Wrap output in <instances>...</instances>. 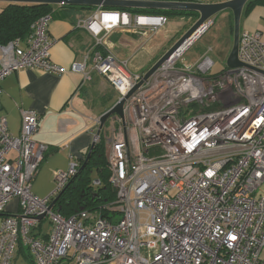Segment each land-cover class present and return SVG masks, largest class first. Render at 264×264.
I'll list each match as a JSON object with an SVG mask.
<instances>
[{"label": "built area", "instance_id": "built-area-1", "mask_svg": "<svg viewBox=\"0 0 264 264\" xmlns=\"http://www.w3.org/2000/svg\"><path fill=\"white\" fill-rule=\"evenodd\" d=\"M100 8L76 24L95 42L73 68L85 80L94 71L104 76L120 99L144 74L118 59L104 34L117 28L156 32L167 18ZM53 13L36 19L25 38L0 45V93L2 81L21 69L64 71L50 57ZM196 39L134 90L124 118L114 117L107 159L116 199L96 211L64 217L51 208L85 158L71 156L67 169L53 171L50 195L32 192L48 150L35 139L41 117L24 111L20 133L13 135L0 103V264H13L20 243L34 264H264V194H258L264 183V36L241 31L244 65H226L219 73L211 47L190 68L177 66ZM14 199L19 211L8 213ZM45 222L43 238L36 229Z\"/></svg>", "mask_w": 264, "mask_h": 264}, {"label": "crops", "instance_id": "crops-1", "mask_svg": "<svg viewBox=\"0 0 264 264\" xmlns=\"http://www.w3.org/2000/svg\"><path fill=\"white\" fill-rule=\"evenodd\" d=\"M196 2L217 1L197 0ZM7 5V1L0 0V11ZM88 11V13L86 10L71 11L62 8L59 4L54 8L53 19L48 28V33L53 40L50 57L54 63L64 69L63 72H49L29 67L10 74L1 83L2 113L7 119L9 131L13 135L20 133L24 111H35L41 117L39 131L35 139L45 143L48 150L37 175L44 171H50L52 175L56 169H67L71 156L78 160L85 158L99 128L96 119L101 117L118 100L117 91L104 76L94 71L91 79L85 80L84 73L73 68L74 64L83 61L95 42V38L88 30L76 25L80 18H87L96 10ZM257 12L259 16H262L261 21L255 15ZM224 13L228 12H222L220 15H225ZM160 16L166 17L167 21L156 32L146 28L143 30L117 28L104 34L103 40L106 47L118 59L128 60L132 71L144 74L167 51L158 57V50H160L162 42H157V40H179L199 18L198 13L189 17L168 14ZM175 19H180V21L173 22L172 30L171 27H165L169 20L174 21ZM263 20L264 5L257 6L245 20L243 30H260L264 36ZM211 27L212 25L196 40H201ZM134 40L140 41V44L134 43ZM151 47L152 52H150ZM123 48L125 53H119ZM100 88H104L108 92L112 91L113 95H100ZM92 94H99V98L109 96L108 102L95 108L90 104ZM108 151L107 148V154ZM54 188L55 182L51 177L50 186L43 190L37 189L35 195L48 196ZM10 203L13 206L8 208L7 212H18L19 200L14 199ZM48 231L49 225L45 222L41 228L36 229V234L45 238ZM22 245L20 243L13 264H34V258L29 248Z\"/></svg>", "mask_w": 264, "mask_h": 264}, {"label": "trees", "instance_id": "trees-1", "mask_svg": "<svg viewBox=\"0 0 264 264\" xmlns=\"http://www.w3.org/2000/svg\"><path fill=\"white\" fill-rule=\"evenodd\" d=\"M258 4L264 5V0H250L244 7L243 14L247 15ZM61 6L62 8L71 11H95L99 8L96 6H79L66 4ZM100 9L126 11L140 15L160 16L161 14H168L179 17H189L197 15V12L188 10L123 8L112 6H102ZM53 11V4L8 2V5L0 11V45H6L10 41L18 37L25 38L28 34L31 33L32 24L36 19ZM84 162L85 159L82 161L81 166L84 164ZM94 170H96L97 173V177L95 178H93L92 176ZM109 177L110 170L107 159L106 142L101 136V139L94 146L91 156L87 161L85 167L79 169L77 175L60 193V196L58 197L54 205L55 210L58 211L62 216L69 217L84 210L96 211L99 210L101 206L114 202L116 199V189L110 183ZM96 180L99 181L98 184L94 183Z\"/></svg>", "mask_w": 264, "mask_h": 264}, {"label": "water", "instance_id": "water-1", "mask_svg": "<svg viewBox=\"0 0 264 264\" xmlns=\"http://www.w3.org/2000/svg\"><path fill=\"white\" fill-rule=\"evenodd\" d=\"M7 2H27V3H46V4H59V5H79V6H112L123 8H147V9H168V10H188L194 11L199 14V18L192 24V26L179 38V40L169 48L159 60L151 66V68L143 75V79L131 90L125 97H121L116 103L101 115V121L97 130L96 136L100 137V133L106 121L115 116L124 118V103L126 99L134 92L136 88L143 84L151 74L170 56L176 51L185 41L189 40L195 32L204 24L212 21V18L221 14L224 11H232L234 19V36L233 46L227 58L226 65L228 68H236L244 64L238 58L239 39L241 33V19L244 7L250 0H225L210 3L196 2V1H178V0H1ZM93 141L90 150L85 158L84 164L80 169L84 168L89 160L92 150L96 145ZM60 196V194H59ZM51 204L54 207L56 200Z\"/></svg>", "mask_w": 264, "mask_h": 264}, {"label": "rangeland", "instance_id": "rangeland-1", "mask_svg": "<svg viewBox=\"0 0 264 264\" xmlns=\"http://www.w3.org/2000/svg\"><path fill=\"white\" fill-rule=\"evenodd\" d=\"M204 1H206V0H204ZM212 1H214V0H212ZM53 6H54V8H56L58 6V4H53ZM257 6H261V5L258 4L254 8H256ZM254 8L247 15L242 14L241 31L245 28V20L248 18V16L254 10ZM88 12L89 11L86 10V13H88ZM224 12H228V13L227 14L224 13L225 15H220V13H219L212 18L213 24H212L211 29H209L208 32L205 33V35L202 37L201 40H196L190 46V48L185 52L183 57H181L178 60L177 66L179 68L188 69L191 66L195 65L196 62L201 57V55H203V53L210 47L212 48L210 54L215 61L214 73H219L225 68L227 58L229 56L228 53H230L232 46H233V36H234V21L233 20L234 19H233L232 11H224ZM255 15H257L259 17L258 20H260V21L262 20V16H259L258 12ZM221 16H224V17H221ZM222 18H224V19H222ZM175 21H180V19H175L174 21L169 20V23L166 24L165 27L166 28L171 27L173 25V22H175ZM263 22H264V20H263ZM134 30H143V28H134ZM171 30H172V27H171ZM159 41H161L162 44H161L160 50H158L159 51L158 57L162 53H164L166 50L171 48L178 40H157V42H159ZM134 43L140 44V41L134 40ZM151 46H152V44H151ZM152 51L153 50L151 47L150 52H152ZM119 53H125L124 48L121 49V51ZM147 54H149V53H147ZM147 67H149V66H147ZM145 73L146 72H144V74ZM100 90H101L100 95H104V94L105 95L111 94V96L113 95L112 91L108 92V90H105L104 88H100ZM98 95L92 94L91 100H90L91 101L90 104L95 108L99 105L101 106V104L107 103L108 98H109V96L106 98H103V97L99 98ZM116 127H117V124L114 120V117H111L106 121V123H105V125H104V127L100 133L99 140L101 139V136H102L106 142V148H108V149H110V138H111L112 132ZM63 170H65V169H63ZM92 176H93V178L97 177L96 170L93 171ZM51 177H53V172L51 175L50 171H44L41 174L37 175L32 182L33 193L35 194L37 189L43 190L45 188H48L51 184ZM53 181H54V179H53ZM258 194H264V183L259 188ZM11 204L12 203L8 204L7 209L12 208L13 204L12 205ZM262 257L264 258V251H263Z\"/></svg>", "mask_w": 264, "mask_h": 264}, {"label": "bare ground", "instance_id": "bare-ground-1", "mask_svg": "<svg viewBox=\"0 0 264 264\" xmlns=\"http://www.w3.org/2000/svg\"><path fill=\"white\" fill-rule=\"evenodd\" d=\"M142 21H146V20L142 19ZM204 27H206V26H201L189 40H194L196 37H198V35L201 33V31L204 29Z\"/></svg>", "mask_w": 264, "mask_h": 264}]
</instances>
